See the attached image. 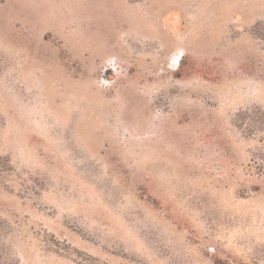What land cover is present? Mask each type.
<instances>
[{
  "label": "rangeland",
  "instance_id": "rangeland-1",
  "mask_svg": "<svg viewBox=\"0 0 264 264\" xmlns=\"http://www.w3.org/2000/svg\"><path fill=\"white\" fill-rule=\"evenodd\" d=\"M0 264H264V0H0Z\"/></svg>",
  "mask_w": 264,
  "mask_h": 264
}]
</instances>
